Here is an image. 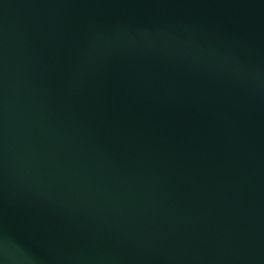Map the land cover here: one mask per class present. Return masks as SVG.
Segmentation results:
<instances>
[{
    "label": "water",
    "instance_id": "obj_1",
    "mask_svg": "<svg viewBox=\"0 0 264 264\" xmlns=\"http://www.w3.org/2000/svg\"><path fill=\"white\" fill-rule=\"evenodd\" d=\"M0 264H264V0H0Z\"/></svg>",
    "mask_w": 264,
    "mask_h": 264
}]
</instances>
